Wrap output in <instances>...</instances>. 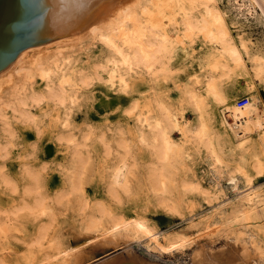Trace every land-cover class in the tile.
Returning a JSON list of instances; mask_svg holds the SVG:
<instances>
[{
  "label": "bare ground",
  "instance_id": "6f19581e",
  "mask_svg": "<svg viewBox=\"0 0 264 264\" xmlns=\"http://www.w3.org/2000/svg\"><path fill=\"white\" fill-rule=\"evenodd\" d=\"M249 2L251 5H257L264 16L263 0H249ZM21 7L25 19L18 25L0 31V140L6 141V144L0 142L3 151L6 150L9 138L14 135L9 112L17 120L33 121L36 119V115L32 113L34 107L40 106L45 101L55 102L66 110L62 125L64 129H68L71 126L69 112L73 107L76 110V105L81 99L79 97L81 88L87 87L95 79H102L111 88L127 91L131 87L132 76L142 73L152 78L157 77L158 74L164 75L161 74L162 69L172 64L178 52L182 51L185 54L188 46L198 40H202L210 48L213 59H217L212 65L215 73L222 72V76H228L231 71L245 69L243 58L248 56L255 63L257 76L264 74V57L253 54L250 42L244 37L233 38L226 14L219 9L216 0H22ZM238 10L242 11V5L238 6ZM248 12L251 13L250 9ZM175 27L179 28V31L175 37H172L170 31ZM87 40L94 45L102 46L106 51L105 60L95 64L94 72L81 69L72 71L70 51ZM78 50L81 51V48ZM105 74L107 76H104ZM38 79L44 84L42 92L35 88ZM249 89L254 88L250 86ZM204 94L200 96L193 90L185 93L188 103L197 114L194 122L186 119L182 108L173 110L156 97L143 107L139 102L131 106L130 111L137 116L135 144L138 148H136L146 151L150 160L144 171H141L142 164L133 154L131 145L127 144V140L120 139L117 146L123 150V153H119V150L115 151L116 160L108 168V192L114 197L128 193L131 190L130 183L135 178L136 190L143 191L146 188V191L152 192L156 203L160 204L167 213L180 215L184 208V199L180 193L198 192L213 200L224 197L225 191L221 180L227 175L228 185L232 186L236 197L224 201L215 209L218 218L213 217V222L212 219H207L197 222L195 226L209 221L207 227L217 224L228 227L235 220H242L247 222L243 225V229H246L251 227L248 221L252 220L260 225L261 232L264 229V189L253 187V180L245 169L247 164H244V160L253 159L251 163L253 170L259 176L264 175V114L257 124L262 133L256 139L249 128L251 118V115H248L249 104L241 108L236 104L227 105L221 86L214 76L207 79ZM210 99H214L220 106L217 110H222L219 124L224 132L232 131L231 138L225 137L227 148L230 152L241 156V162L233 168L225 164L224 147L222 144L216 145L211 128L203 115V108ZM173 132L179 134V140L172 137ZM89 133L90 135L79 137L69 131L67 136L61 137L72 148L71 166L67 168L65 175L69 190L59 191L50 201L49 196L42 193L43 186L38 172L29 168L30 166L25 168L23 173L28 183L24 189L22 202L8 209L0 207V230H3L2 226L6 228L12 219L18 220L26 216L48 218L52 223L55 213L50 203L58 205L64 200L75 197L78 199V209L85 223V229L109 234L102 237V240L90 244L91 246L86 249L88 254L89 250L103 246H112L115 251L125 249L129 239L132 243L145 242L149 251L157 249V252H162L166 248L168 251L173 250L171 251L173 253L174 249H184L189 244L187 238L180 235L162 237L147 226L145 218L140 217L128 224L124 222V218L114 219L105 203L97 201L95 205H91V200H88L83 189L91 163L87 152H84L88 142L92 141L91 132ZM105 139L101 137L100 141L109 155L112 149ZM190 145L197 149L203 148L212 162L210 166L213 186L209 189H205L198 181L179 177L180 168L184 165L185 155L189 150L187 146ZM256 146L262 148L259 154L261 157L254 152ZM0 177L2 183L10 188L11 192H17V185L10 180V177H5L2 170ZM241 182L246 187L242 191L239 188ZM50 223L39 228L34 246L42 245V241L48 235ZM115 232L122 234L125 247L120 245L122 240H116L113 234H110ZM253 237L254 234L250 235L251 240L254 239ZM251 244L250 246L253 245ZM70 249L64 253L58 248L52 250L55 253L54 257L61 264H85L82 259L86 257V252L78 254ZM247 255L236 258L235 261L242 258L247 264ZM216 257L214 254L207 256L204 252L196 253L192 262L193 264H224V261L222 263ZM233 258L226 259L232 263ZM39 262L49 264L48 260ZM112 264L148 263L132 254H127L113 261Z\"/></svg>",
  "mask_w": 264,
  "mask_h": 264
},
{
  "label": "rangeland",
  "instance_id": "374dc122",
  "mask_svg": "<svg viewBox=\"0 0 264 264\" xmlns=\"http://www.w3.org/2000/svg\"><path fill=\"white\" fill-rule=\"evenodd\" d=\"M216 1L219 9L226 14L228 27L233 38L244 37L251 44V52L264 57V16L261 9L257 5H251L249 0ZM239 5H242V11L238 10ZM249 9L251 13L248 12ZM178 31L179 28H172L170 35L175 37ZM91 44L87 40L81 43L82 46L79 44L76 46L77 48L75 47L76 49H71V55L70 53L69 55L72 71L81 69L94 72L95 64H100L105 60L106 51L102 46ZM80 48L81 51L78 50ZM210 52V48L202 40H198L195 44L188 46L185 54L182 51L178 52L172 64L166 65L164 70L162 69L161 74L164 75L159 76L158 74L157 77L152 78L142 73L132 76L131 87L127 91L111 88L102 79H95V82L92 81L88 85L89 87L87 86L88 88L83 87L84 89L81 88L82 91L80 89L79 94L81 95L79 97L81 99L79 98L80 101L76 105V110L75 107L72 108L73 111L70 109L72 112L69 110L71 126L68 129H64L62 125L66 110L55 102L45 101L46 103L43 102L40 106L34 107L32 109L33 115H36L34 122L17 120L8 111L14 138H9L10 141L7 142L5 151L0 146V170L3 171L5 177H10L18 189L15 193L11 192V189L2 183L0 177V207L2 209H8L22 202L24 189L28 183L23 171L29 166L40 175L43 186L42 193L47 194L46 196H49L50 201L56 197L59 191L64 189L68 191L65 175L67 168L71 166L72 148L61 137L67 136L69 131L74 132L79 137L86 134L90 135V131L92 141L88 142L84 152H87L91 163L83 189L88 200H91V205H95L97 201L105 203L114 219L124 218V222L128 224L140 217L145 218L147 226L155 230L154 232H157L158 235L162 237L163 235H180L187 238L189 244L182 250L180 248L179 250L174 249L173 253L171 252L173 250L168 251L166 248L162 252H157V249L149 251L145 242L132 243L130 239L125 244L127 247H125L122 234L115 232L110 234H113L114 239L122 240L120 245L125 249L115 251L112 246H103L93 250L88 249V254L86 249L89 246L109 234L103 233L104 231L86 230L78 209V199L71 197L68 199L69 201L64 200L58 205L57 203H50L53 205L55 213L52 223L48 218L26 216L18 218L19 221L12 219L13 223L8 222L6 228L2 226L3 230H0V264H40L39 261L41 260H48L49 264H61L54 257L53 248L60 249L62 253L70 248L72 252H78V254L85 251V256H88L82 259L85 264H112L113 261L127 254H132L148 264H193V256L202 252L206 253L207 256L214 254L219 261L222 263L224 261V264H245L242 258L237 261L235 259L248 253L246 256L247 264H264V229L260 232L258 223H254L252 220L248 221L251 227L246 229H243V225L247 222H242V220H235L228 227L220 224V226L217 224L207 227L210 224L209 221L206 224L200 223L197 227L195 226L197 222L207 219H212L211 222H213V217L218 218L215 209L224 201L236 197V192L231 188V185H228L229 176L227 175H224L221 180V185L225 191L224 197L213 200L198 192L180 193L184 199V208H182L180 215L167 213L160 207V204L156 203L152 192L146 191V188L143 191L136 190L135 178L130 183L131 190L128 193H121L119 197H114L108 192V168L116 160L117 152L115 153V151L119 150V153H123V150L117 146L120 139L127 140V144L131 145L132 151L134 150L133 154L137 159L139 158L138 161L142 164L141 171H144L150 160L148 153L144 150H138L137 144H135L137 116L130 111V108L136 102L141 103L143 107L156 97L165 106L173 110L182 108L186 119L194 122L197 119V114L188 103L185 93L193 90L200 96H204L207 79L214 76L221 86V92L227 105H237L238 100L243 97L250 98L249 128L258 139L262 130L257 127V124L264 114V74L257 76L254 61L248 56H244L245 69H237L229 72L228 76H222V72L215 73L212 70L213 62L215 63L217 59L214 60ZM220 79L222 81H219ZM36 82L35 88L42 92L44 84L39 79ZM250 86L254 89L250 90ZM219 107L214 99H210L203 108V115L211 128V134L216 145L222 144L224 147L225 164L233 168L241 162V156L230 152L226 146L225 137L231 138L232 131L228 130L225 133L220 126L219 120L222 110H217ZM153 111H155L154 108ZM101 137L106 138L105 141L111 146L112 152L109 155L100 141ZM172 137L179 140L180 136L177 132H173ZM0 142L6 144L5 139H1ZM187 147L189 150L185 155L184 165L180 168L179 177L198 181L205 189H209L213 186L210 166L212 162L203 148L197 149L193 145ZM255 148L254 152L261 157L259 154L262 148L260 149L259 146ZM7 150L8 152H6ZM252 161L253 159L249 161V158L244 160V164H247L245 169L253 180V187L264 189V175L256 174L251 167ZM239 188L241 191L245 190V184L241 182ZM49 223L46 239L42 241V245L34 246V242L38 238L39 228ZM193 225L195 227H192ZM241 233L244 235L242 236ZM252 234H254L253 240L250 238ZM32 245L33 247H31ZM169 252L170 254H168ZM228 256L231 258L235 256L231 259L232 263L227 261ZM32 260L34 261L31 262Z\"/></svg>",
  "mask_w": 264,
  "mask_h": 264
},
{
  "label": "water",
  "instance_id": "95a60500",
  "mask_svg": "<svg viewBox=\"0 0 264 264\" xmlns=\"http://www.w3.org/2000/svg\"><path fill=\"white\" fill-rule=\"evenodd\" d=\"M22 0H0V31L18 25L25 19Z\"/></svg>",
  "mask_w": 264,
  "mask_h": 264
},
{
  "label": "built area",
  "instance_id": "2783aa9c",
  "mask_svg": "<svg viewBox=\"0 0 264 264\" xmlns=\"http://www.w3.org/2000/svg\"><path fill=\"white\" fill-rule=\"evenodd\" d=\"M250 103V98L249 97H243L238 100L237 105L238 107H244Z\"/></svg>",
  "mask_w": 264,
  "mask_h": 264
}]
</instances>
